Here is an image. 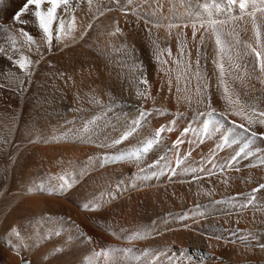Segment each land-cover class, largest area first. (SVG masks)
I'll return each instance as SVG.
<instances>
[{
	"label": "rangeland",
	"instance_id": "obj_1",
	"mask_svg": "<svg viewBox=\"0 0 264 264\" xmlns=\"http://www.w3.org/2000/svg\"><path fill=\"white\" fill-rule=\"evenodd\" d=\"M25 3L26 0H0V47L14 59L26 56L32 60L27 71H22L0 53V85H3L0 87V264L175 261L172 252L165 257L163 251H179L182 246L180 209L186 194L179 182L176 186L159 183L158 188L148 185L151 180L166 175L162 170L164 157L150 152L142 154L141 159L146 160L143 162L104 158L136 150L151 140L160 127L178 120L179 95H171L174 88L167 89L166 84L171 81L179 89L183 85L188 87L186 90H192L203 88L207 81L209 87L208 71L216 53L198 47L194 63L187 62L184 50L181 54V44L175 47L166 33L172 28H164L167 24L161 22L163 8L158 7L157 0L147 3L145 0H93L91 5L87 0H72L68 8L58 10L61 23L65 25L74 13L97 23L91 28L80 25V39L72 45L62 44L63 31L54 32L51 46L45 42L30 13L21 17L29 21L27 24L13 20ZM107 3L114 4L115 13L128 6L135 8L136 14L128 9L125 15L123 10V17L118 18L104 9ZM158 3L161 5L160 0ZM171 14L170 24L178 27L181 17L177 10ZM56 27L54 23L53 28ZM117 27L120 32L116 31ZM21 28L34 37L35 44H28L19 32ZM226 29L225 33H231ZM57 35L60 40L56 39ZM13 41L18 52L12 50ZM177 49L180 53H175ZM181 78L185 81H179ZM144 80L146 84L142 83ZM149 93L154 95L152 101ZM122 120L124 128L119 126ZM130 131L132 134L127 139L114 143ZM137 135H140L138 139ZM69 155L86 161L89 157L97 162L105 160L108 168L102 169L106 174L102 178L104 188L94 187L90 179L83 184L78 173V180H72V187H66L63 193L50 195L36 190L41 185L45 189L58 188L46 176L50 163L47 157L59 159ZM147 159L155 160L152 168ZM125 164L128 174L123 176L126 170L121 166ZM29 188L36 194L17 203L12 201V194L29 193ZM113 193L117 198L111 202ZM98 197H102L99 206L95 204ZM83 203L90 207L96 205V214L86 217ZM196 241L191 235L186 242L196 244Z\"/></svg>",
	"mask_w": 264,
	"mask_h": 264
},
{
	"label": "bare ground",
	"instance_id": "obj_2",
	"mask_svg": "<svg viewBox=\"0 0 264 264\" xmlns=\"http://www.w3.org/2000/svg\"><path fill=\"white\" fill-rule=\"evenodd\" d=\"M160 1L164 15V17L161 19V22L169 25L171 23V20L173 19L171 14L173 10H177L178 16L181 17L180 24L178 27L172 28V31L171 30H167V31L165 30V31L168 35L170 34L171 41L175 47H179L178 44L179 45L181 44L180 46L183 47V50L186 54L185 56L187 58L185 60L187 62L191 63L193 61L192 64L194 63V57L196 55V51L198 47L206 48L207 52L212 51L213 53H216V45L214 43V38L211 36L210 30L204 31V29H200V31L196 33L195 39H193L192 23L195 21L189 18L188 12L186 11V7L180 4L179 0H171V2L170 0H160ZM173 5H175V7H173ZM113 7H114L113 3H107L104 9L108 10L111 14L117 15L118 18L123 17V10L125 9L131 10L132 13L133 11L136 12L135 8H133L132 10L130 7L127 6L122 11L118 9L117 10L118 13H115L114 10L112 9ZM73 18H74V24L72 23ZM102 18L103 17L101 14V19ZM96 23L97 22H95V20L93 19H89L81 14L74 13V16H72L65 23V28L62 36V44L72 45L73 43L77 42L78 39H80V35H79L80 25L89 26V25H95ZM167 25L164 26V28L165 27L167 28L168 27ZM185 25H187V27H185ZM224 27L227 28L226 30L231 31L232 34L231 36L234 37V38L232 37L233 39L238 38L246 43L254 44L253 32L250 22L234 21L232 23L225 25ZM237 33H238V37H237ZM202 35L204 37L203 43H201ZM181 42H183V44ZM173 45H172L173 50H176V48L174 49ZM175 53H180V50L177 49V52ZM236 57H237V62L241 65V67L237 71L239 73L245 74V76L248 78L236 80L234 83L231 80H229V83L231 84V88L240 97L242 103L247 101V103H244L245 110H248V103H251L255 105V108L257 110L264 111V82H262L264 81V74L259 73L258 70L253 71L254 60L251 57L240 55L239 46H237L236 49ZM214 58L215 56H213L211 60H213ZM208 73L210 77V82H209L210 85L206 89L205 87H203L200 88L199 90L195 88L192 90H186L188 87L183 88L182 87L183 85H180V91H177V88L179 87H176L174 84H166V86H168L167 89L169 88V86L174 88V89L171 88V90L173 89V93L171 95H175V96L179 95L177 102L181 107V110L179 112L180 116L178 120L175 119L176 120L175 122L169 121L167 122V124H165V127H163L165 129L163 131L164 134H161L160 138L158 139V142H155L154 143L155 145L147 152V153L157 152V154L159 153L160 157H164V161L162 160L163 169L162 168L161 169L163 170L164 173H166L165 176L156 178L155 180L153 179V181L151 180L150 184L148 185L151 187H157L159 183H166L164 185L176 186V184L179 182V186L183 188L186 194V196L184 197L182 196L184 204L183 207H181L180 209L182 214L180 216L181 232L179 234L182 241L181 243L182 246L180 247L179 251H174L172 249L164 250L163 253L165 254L164 255L165 257L172 252L177 258L175 257L176 260L175 261L172 260L171 263L169 262L164 263L165 260H163V262L160 263L161 264H264V208H263L264 190H261L258 193V205L256 203H253L251 207L246 208V204L250 200L249 193L259 185L264 184V165L256 166L257 164L263 161L262 157H264V142L260 139H256L252 141L250 145L247 146V148L249 150L257 151L255 157H252L251 159L245 162H242L241 161L242 158H240L238 161H236V163H234L229 167H225V165L237 153L239 145L241 143H246L247 136L242 131L238 129L234 130V132L232 133L231 145L220 154H217V143L219 140V136L222 133L221 130L217 131L218 135L215 134L213 138L210 137L202 145L199 144V140L197 141V135L194 129L195 127L199 126L202 123V119L199 118L200 114L203 113L204 114L203 116H205L210 111V108L208 106L209 103L211 104V109H215V113L217 115L220 113H224L225 116H228L230 119L234 120L235 122H239L247 125V122L242 120L239 116L232 115L230 113L227 102L224 99H222V92L217 90L218 73L214 64L209 69ZM183 80L185 81V79L182 78L179 79V81L181 82ZM162 82H164V80ZM167 89L165 88V90ZM162 90L164 91L163 88ZM150 94L151 93H149V96ZM151 96L153 97L154 95L152 94ZM152 97H151V101L153 100ZM201 100L203 101L202 103L199 102ZM169 103L170 102H168V104ZM171 103L169 105H171ZM220 118L221 119L218 125L223 122V118L221 116ZM122 123H124L123 120L121 124H119V126H121L120 128H124V125ZM187 128H191V131L185 134L184 130ZM254 128L259 132L264 130V126H260V125H256L254 126ZM139 137L140 135L135 136L136 139H138ZM178 139L183 141V143L173 146L174 142L177 141ZM63 148L66 150L69 149V147H63ZM87 150L90 152L89 149ZM93 150L95 151V149ZM48 152L49 150L46 151V154H48ZM212 155H215V159L209 165H207V162L210 160ZM55 157L53 156L47 157L50 163L48 169L46 168L47 169L46 176H48L52 180L54 185L57 184L59 186V184L62 183V181L60 180V177L62 175L67 176V178L72 182V180L74 181L77 179L78 177L77 175L79 173V178L81 182H83V184L87 183L90 179V182L91 180L93 181L91 183H94L93 184L94 187L103 186L104 183L102 178H104L103 176H106V174L103 173L104 170L102 169L108 168L105 160H102V162L100 161L97 162V159L91 158L86 161L82 159L83 157H78L76 155L60 157L59 159ZM39 159L37 160V162L39 161ZM177 159H180L182 163L177 165L176 163ZM144 160L145 157H142L141 162H143ZM154 161L153 160L149 161V163L151 162L150 165L151 168L153 167L152 165ZM125 166L126 164L121 166L123 168L122 170L126 168ZM133 167L135 168L134 164ZM83 169L86 170L84 171ZM137 171L138 170H134L135 173H138ZM127 172L128 170H126V172L123 173V176ZM115 179L116 178H114V180ZM112 183L113 182H111L110 185ZM79 187H77V189ZM108 187L109 186H107V188ZM103 188H101V190ZM101 190L99 191L102 192L103 190L102 191ZM14 194H12V199H13L12 201L14 203H17L20 202V200L23 199L25 200L26 197H32V195L36 193H34L33 190V193L29 192L24 194L21 193H17V194L14 193ZM101 198L102 197L97 198L98 200H96L95 202L97 206L100 205ZM116 198H117L116 194L113 193L111 202H114ZM101 206L105 207V204ZM83 211L86 217L88 218L96 214L94 210L84 209ZM85 232L87 233V231ZM151 235H155V233H152ZM191 235L196 237L197 239L196 244H191L190 242H186ZM133 244L135 243L133 242ZM179 253H180V257L178 255Z\"/></svg>",
	"mask_w": 264,
	"mask_h": 264
},
{
	"label": "snow or ice",
	"instance_id": "obj_3",
	"mask_svg": "<svg viewBox=\"0 0 264 264\" xmlns=\"http://www.w3.org/2000/svg\"><path fill=\"white\" fill-rule=\"evenodd\" d=\"M71 2L72 0H26L23 8L13 17V20L19 23L27 24L29 21L21 20V17L24 13H30L31 16L34 17V23L42 32L45 42L51 46L53 42V33L64 31L65 28V25L60 22L58 10L63 11L65 8H68ZM87 2L91 5L93 0H87ZM147 2L148 0H145V3ZM179 3L186 7L189 18L195 21L192 23L193 39H195L196 33L200 31V29H204V31L210 30L211 36L214 38L216 56L212 63L216 67L218 73L217 90L222 92V99L227 102L230 113L232 115L239 116L242 120L246 121L248 125V127H246L245 124L237 125L235 121H232V126L234 128L239 127L243 131L249 132L251 137H256L257 135L264 137V133L258 134L251 131V127L256 125L264 126V111L257 110L255 105L251 103H248V110H245L244 103H247V101L242 103L240 97L231 88V84L229 83V80L234 83L236 80L248 78L245 74L237 71L241 67V65L237 62L236 57L237 46H239L240 55L251 57L254 60L253 71L258 70L259 73L264 74V0H179ZM157 4L158 7L162 6L159 5L158 0ZM173 7H175V5H173ZM124 11L125 15H128V10L125 9ZM132 14L135 15L136 13L133 12ZM234 21H247L251 23L254 44L246 43L238 38L235 40L230 39L231 33H225L224 26ZM54 23L57 25L55 29L53 28ZM72 23L74 24V18ZM176 26L177 25L174 24L168 25L169 29ZM88 27L91 28V25ZM185 27H187V25H185ZM116 31L120 32V29L117 27ZM19 32L26 39L29 45L36 43L34 37L23 28L19 29ZM81 38H83V36H81ZM56 39L60 40L61 37L57 35ZM203 41L204 37L202 35L201 43H203ZM12 50L15 52L19 51V49L15 48V41H13ZM29 51H31V48ZM168 51L169 55H171L170 49ZM197 51L199 52V49H197ZM0 53H4L7 59L12 61L13 64L18 66L22 71H27L32 64V60L29 57L17 56L14 59L13 56L7 55V52L3 47H0ZM181 54L183 55V48H181ZM159 56L160 53L158 52L157 59H159ZM38 62L39 61H37V63ZM196 63L199 64V60H197ZM142 83L146 84L147 81L144 80ZM169 83L171 84V81H169ZM21 84H23V82H21ZM0 87H3V85H0ZM204 87L206 89L207 85L205 84ZM177 91H180V89L177 88ZM199 102L202 103L203 101L201 100ZM208 106L210 111L207 115L213 116L215 109H211L210 103ZM141 115H146V113H142ZM200 115L204 114L201 113ZM218 115L226 119L224 113H220ZM134 130L135 129L133 127V131ZM164 130L165 129L163 128L158 129L151 140L146 141L134 151L121 154L120 156L105 157L104 159L117 160L127 158L139 161L142 154L147 153L153 147V144L158 142V139ZM187 131L188 130L186 129L185 132ZM208 131L209 122H204L203 132L207 134ZM131 134V131L126 133L124 136L114 141V143H121L122 140L127 139V137ZM223 139L225 144L230 142L228 137H224ZM180 143H183V141L178 139L174 142L173 146ZM247 146L248 145L245 144L244 148H247ZM244 148H241L240 152H244ZM239 155L240 153L238 152L236 157ZM236 157H233V160H235ZM155 163L156 162H154V164ZM176 163L179 165L182 161L177 159ZM262 163H264V161H262ZM225 167H227V164ZM141 171H143V169H141ZM144 178L147 179L148 177ZM60 180L62 183L59 184L58 188L45 189L41 185L38 186L36 190L47 191L51 195L56 194L57 192L63 193L66 187L70 188L72 186V182L67 178V176L62 175ZM260 190H264V185H260L257 189H253L254 192ZM28 191L32 192L33 189L29 188ZM82 207L85 210H95V205L90 207L88 204H84ZM13 232H15V229H13ZM97 255H100V253H97Z\"/></svg>",
	"mask_w": 264,
	"mask_h": 264
}]
</instances>
